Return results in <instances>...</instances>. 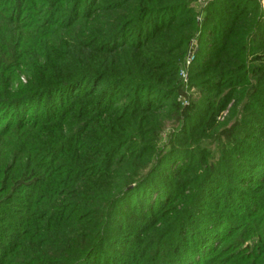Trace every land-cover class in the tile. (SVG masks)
<instances>
[{"label":"rangeland","instance_id":"1","mask_svg":"<svg viewBox=\"0 0 264 264\" xmlns=\"http://www.w3.org/2000/svg\"><path fill=\"white\" fill-rule=\"evenodd\" d=\"M8 2L0 55H16L0 65V102L29 94L37 105L0 103V264H250L254 235L264 239V203L242 206L264 200V0H165V61L134 92L124 77L96 86L79 73L94 64L112 73L113 54H132L129 37L109 55L97 41L133 1ZM127 24L121 36L136 26ZM232 27L226 52L220 34ZM55 64L80 80L42 99L27 91ZM137 112L142 125L128 134L122 124ZM74 160L84 175H64Z\"/></svg>","mask_w":264,"mask_h":264},{"label":"trees","instance_id":"2","mask_svg":"<svg viewBox=\"0 0 264 264\" xmlns=\"http://www.w3.org/2000/svg\"><path fill=\"white\" fill-rule=\"evenodd\" d=\"M76 1H79V0H76ZM129 1L130 0H127V2ZM131 1H133V4L129 6L128 8L129 11L126 10V12L128 11L129 13L128 16H126L125 18H122L123 16H120L119 18L120 20L117 21L114 27H112L113 29L107 30L108 32H106L105 35L101 39H99V41H97V43H98V55H102V54L109 55L111 54V52L109 51L112 49H113L112 50L113 52L115 50H119L123 47H126L125 39L126 37H129L127 40L129 41V44L131 43L132 44L129 45L128 47L131 49L132 54L131 55L128 54L127 55L128 57H125L124 59H123L124 52L113 54V57H112L113 66H111L112 73H107L104 70H99V67L97 64L91 65L87 71L82 72L81 70V72H79L81 73L80 75L82 74L84 75V77H82L83 80L81 81H85L89 79L90 83L95 82L96 86H99L100 79L103 78V79H106L108 82H115V77H116L115 75H118L120 77L125 78L124 81L126 82L127 88L130 90H133L134 92L136 91V89L138 90L143 89L146 91V89L150 87L149 82H152L157 79L156 78L157 75L155 74L154 71H152V68L155 65L154 63H158L157 61L159 62L165 61V56L163 55L165 54V36L167 35V37H170V38L172 37V35L170 34L172 33V28H170L171 27L170 25L172 24L171 23L165 24L164 22L159 23V21L157 22V19L159 18L158 9L160 7H165V0H131ZM9 2L15 4L17 0H9ZM10 3L8 5H10ZM150 14L152 15V18H150L149 16ZM145 17H147L146 20L148 22L150 21L152 22V26L149 25L148 28L143 31L142 27L140 28V23ZM110 19H112V17ZM71 21L74 22V19ZM236 21L237 19H234V22L232 21V23H235ZM3 22H4V17H3ZM125 22H128L127 25L134 24L136 26L130 31L131 34L128 33L129 35L124 34L123 36H121L122 27ZM156 23H159V24H156ZM71 25L72 24H69L67 27L66 26H63V27L68 28ZM107 25L109 26L110 24H107ZM232 30H233V27L231 31L227 33L222 32L220 34V37L223 38L224 40L223 43H225L226 45V42H227L228 49L225 50L226 52H228L229 50L230 52L232 51L231 43L233 41L231 39H234V30L233 31ZM263 30L260 31L259 34L260 33L264 34ZM167 32L169 33V35ZM119 37H120V40H118ZM132 37H134L133 40H132ZM123 38L124 40H122ZM12 51L13 50H11L10 52L4 51L0 55V65H3V70L7 69L6 65L8 63L15 60L16 54L13 53ZM226 52L222 51V55H224L227 58L229 54ZM48 61H50V64H51L53 62V58L50 57ZM62 65L63 64H55L56 70ZM56 70L55 69L51 70L50 68H48V70H45L43 68L42 71L38 70L37 72H35L34 78L26 86L27 91L32 92L33 94H36L37 96L42 95L41 97L42 99L44 96L54 93L56 86L62 87L64 85H67L68 82L71 80H75L77 82L80 80V78H76L80 75L75 76V72H70V66L69 68L66 67V70H57V71ZM53 73H56L55 78H51L50 76L51 74L53 75ZM59 75H61L62 78H59L58 77ZM9 101L11 100H3V102H0V103H3V106L15 105L16 107H19V106L24 107L27 103H31L30 107L37 105V104L32 105L33 100L29 99V94H21V96L14 98V101H11L10 104L8 103ZM141 105L145 106V104H141ZM134 114L135 116L129 115L128 119L124 121V123L122 124L123 126H127L125 130L128 132V134H131L135 130L138 131L137 129L135 130L133 129L135 127H138L139 125L140 126L142 125L140 123L141 116H137L138 112ZM46 117L39 118L38 116L36 118L37 123H41V124L46 123L45 122ZM19 123L22 124L24 123V121L21 120ZM66 140L67 139L64 138L61 142H65ZM45 143H47L45 142V140L41 142L40 144L41 146H39V148L44 149ZM47 145H51V147L47 149V152L50 153L49 155L51 157L54 143H48ZM100 168H102V166H100L99 164H96L95 166L90 167L88 169V173L90 172L95 173ZM63 173L64 175L70 174V175H78L80 177L86 173V170L82 168V163L80 162L75 163V160H74V161L68 162V164L65 165ZM83 178L85 177L84 176L81 177V179ZM130 182L132 183V181H129L126 184H130ZM55 183L58 185V182H55ZM58 187L60 189L61 187L60 184L58 185ZM117 199L118 197L112 196V200L108 204L107 213L110 214V216H112L114 212L117 211L116 209ZM263 203H264L263 199L253 198V200H251L250 202L242 206H245L246 210L250 211L253 208V206L255 207L258 204L262 205ZM173 229L174 227L173 228L171 227L169 233L172 232ZM253 234H257L256 230L253 231ZM254 237L257 238L259 247L257 249L258 252L256 253V255L253 258H251L250 264H264V239H262L259 235H254ZM168 250H169L168 248H165V247L163 248V251H162L163 254L162 256L160 255L157 260L159 263L163 262L164 260L166 261V259L170 257ZM121 252L123 253L124 250L122 249ZM80 255H83V254L81 253Z\"/></svg>","mask_w":264,"mask_h":264}]
</instances>
